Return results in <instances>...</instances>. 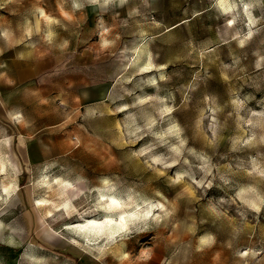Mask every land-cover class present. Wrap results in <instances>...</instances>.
Listing matches in <instances>:
<instances>
[{
  "label": "rangeland",
  "instance_id": "rangeland-1",
  "mask_svg": "<svg viewBox=\"0 0 264 264\" xmlns=\"http://www.w3.org/2000/svg\"><path fill=\"white\" fill-rule=\"evenodd\" d=\"M228 1L38 0L32 86L70 135L0 118V264H264V0ZM99 191L136 217L87 240Z\"/></svg>",
  "mask_w": 264,
  "mask_h": 264
},
{
  "label": "crops",
  "instance_id": "crops-1",
  "mask_svg": "<svg viewBox=\"0 0 264 264\" xmlns=\"http://www.w3.org/2000/svg\"><path fill=\"white\" fill-rule=\"evenodd\" d=\"M34 1L35 4L33 0H0V118L20 124L19 136H69L70 126L49 120L48 102H38L39 88L32 86L39 62L48 59L28 51L23 44L27 40L23 30L38 28V19L34 23L33 15L39 13V2ZM40 8L48 13L46 7ZM50 109H55L53 103ZM91 262L81 258L79 264H102Z\"/></svg>",
  "mask_w": 264,
  "mask_h": 264
},
{
  "label": "bare ground",
  "instance_id": "bare-ground-1",
  "mask_svg": "<svg viewBox=\"0 0 264 264\" xmlns=\"http://www.w3.org/2000/svg\"><path fill=\"white\" fill-rule=\"evenodd\" d=\"M218 1H219V6L223 9V11L225 13H227V12L229 13L234 7V5L229 3L228 0H218ZM141 50H142V48H141ZM147 66H150V63L148 60L144 59V61L140 64L139 68L143 69L144 67L146 68ZM0 160L2 162L1 158H0ZM4 190H6V188H4ZM106 196L109 198L110 202L106 203L108 206V210L102 215L101 219H103V221H100L101 219H99V218L90 217V218L86 219L84 223L80 222V223H77L75 225H72V226L66 227V228H71V227L74 228L75 231L80 232L84 236H86L87 240L93 239V240H99V241L105 240V239H108V240L113 239L118 233H121L123 230H126L127 223L130 220V217L131 216L136 217L134 215L135 212L134 213L133 212L127 213L125 211H121V212H119L118 216L115 218L112 213L116 210L117 205H114L113 202H116L117 198L115 196H113L112 194H108L106 191H99V197L101 200H104ZM44 202H47V200L45 198H41L39 200V203H37V204L42 206L44 204ZM44 208H46L47 212L50 211L49 207H44ZM147 215H149V212H144L142 217H144V216L146 217ZM104 222L106 224H104ZM86 233H89V235H92V236L88 237V235H86ZM105 234L107 235V237L103 238V236Z\"/></svg>",
  "mask_w": 264,
  "mask_h": 264
}]
</instances>
